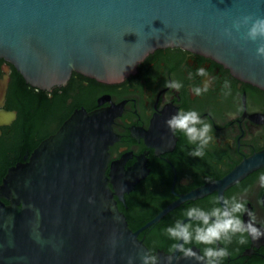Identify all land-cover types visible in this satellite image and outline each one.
<instances>
[{"label": "water", "instance_id": "obj_1", "mask_svg": "<svg viewBox=\"0 0 264 264\" xmlns=\"http://www.w3.org/2000/svg\"><path fill=\"white\" fill-rule=\"evenodd\" d=\"M243 16L264 17V0H0V58L6 61L0 101L9 64L46 90L66 84L73 71L116 83L135 73L150 52L167 46L211 57L264 90V59L255 52L264 38L245 39L246 27L233 29L231 37L225 33ZM117 114L115 107L75 109L57 132L8 169L0 184V264H127L129 257L142 264L150 251L139 236L144 229L214 190L222 204L225 189L264 166V150L255 152L133 230L116 195L124 201L147 172L136 173L122 191L107 173ZM154 254L157 264H170V256L171 264H198L178 250Z\"/></svg>", "mask_w": 264, "mask_h": 264}, {"label": "flooded vegetation", "instance_id": "obj_2", "mask_svg": "<svg viewBox=\"0 0 264 264\" xmlns=\"http://www.w3.org/2000/svg\"><path fill=\"white\" fill-rule=\"evenodd\" d=\"M5 63L3 58L0 62V79L5 74ZM9 65L10 78L4 100L0 101V114L3 111L7 113V116L0 115L2 147L16 145L24 138L19 128V112L10 100L13 68ZM200 66L208 69V77L195 75ZM190 72L193 79L189 78ZM172 79L179 80L183 87L179 90L165 87V81ZM206 80L209 82L208 92L196 96L192 87H202ZM225 80L230 82L229 95L224 94ZM56 94L64 100L58 105L56 114L47 120L43 129L36 131L25 142L33 143L43 136L42 141L57 132L75 109L91 111L115 107L118 114L113 121V130L118 138L109 146L107 173L126 175L140 170L147 172L131 191L124 194V201L116 195L118 206L126 216L125 210L131 209L128 197L138 190L156 191L158 197L161 196L167 188L162 184L165 173L172 175L170 204L181 194L221 179L243 159L264 150V90L241 80L213 58L179 46L155 49L139 63L135 73L116 83L101 82L73 71L66 84L48 90L50 99ZM192 108L198 110L214 129L215 139L206 148L203 157L189 155L195 145L190 144L182 133H173L165 123L178 109ZM68 112L70 115L63 120ZM35 148L25 149L22 159L14 164L23 161L25 155L31 154ZM261 174H264V166L225 189L224 198L230 199L235 195L247 199L248 207L256 212L259 220H264V187L258 183ZM153 176L158 180L157 186L151 184ZM217 197L218 191L214 190L202 197L184 201L176 208L179 207L181 212L192 206L210 210L218 206ZM243 218L247 220V214ZM194 245L200 250L205 247ZM227 247L230 255L222 264H256L257 256L264 259V238L254 240L249 236L245 244H240L237 234Z\"/></svg>", "mask_w": 264, "mask_h": 264}, {"label": "clouds", "instance_id": "obj_3", "mask_svg": "<svg viewBox=\"0 0 264 264\" xmlns=\"http://www.w3.org/2000/svg\"><path fill=\"white\" fill-rule=\"evenodd\" d=\"M242 27H246L245 39L258 41L264 38V17L254 21L250 16H243L235 20L231 28L225 29L227 36L233 35V29L239 32ZM256 58L264 59V42L258 44ZM195 75L208 77L209 71L206 67L200 66L196 69ZM189 78L194 76L190 72ZM214 80L215 77H212ZM165 87L179 90L183 87L179 80H166ZM225 95L231 94L230 82L225 80L223 85ZM192 92L196 96L203 95L209 90V82L206 80L203 86H193ZM166 125L173 133H182L190 144L195 147L189 152L193 157H203L206 148L214 141L213 125L207 122L206 118L195 108L184 110L178 109L177 112L169 116ZM258 183L264 187V174L259 175ZM216 198V207L205 210L199 206H192L185 210V220H176L173 226L166 228L167 235L177 243L172 245L171 251H179L184 257H194L198 264H222V261L230 255L227 244L231 243L234 236L239 235V243L245 244L250 236L254 240L264 238V220H259L256 212L248 207V200L238 196ZM244 214L248 219L245 220ZM193 221L199 223L193 224ZM204 245L200 253L194 250L191 244ZM223 245V246H221ZM180 257H176L179 259ZM172 257H169L171 264ZM142 264H157V256L150 250L141 257ZM127 264H135V258L129 257Z\"/></svg>", "mask_w": 264, "mask_h": 264}, {"label": "trees", "instance_id": "obj_4", "mask_svg": "<svg viewBox=\"0 0 264 264\" xmlns=\"http://www.w3.org/2000/svg\"><path fill=\"white\" fill-rule=\"evenodd\" d=\"M1 61H3V58H0V62ZM12 68L10 100L14 102L13 107L17 108L19 112V128L24 138L19 140V143L16 145H11V147L0 146V184L8 171V167L17 160L22 159L25 149L32 150L35 148L43 136L34 140L33 143L27 144L25 141L29 140L36 131L44 128L47 120L56 114L55 111L58 105L64 101L58 94H56L53 99H50L48 90L32 86L26 82L23 75L14 65H12ZM69 115L70 112L63 117V120ZM164 178L165 180L164 182L162 181V184L167 188L161 193V196H159L160 198L156 191H145L141 189L138 190L135 195L128 197V203L131 206L130 210H125L121 206V208L126 211L129 226L133 230L143 226L170 202L172 175L170 173H165ZM157 181L156 177L153 176L151 184L157 186ZM6 202L8 201L6 200ZM183 216L184 212H181L179 207L175 208L167 213L160 221L144 229L139 236L144 239V242L153 253L158 249H164L170 252L169 250L172 248V245L177 243V241L170 238L165 230L167 227L173 226L176 220H182ZM195 222L198 221H193V223ZM189 246H192V244ZM255 263L264 264V259L257 256V261Z\"/></svg>", "mask_w": 264, "mask_h": 264}, {"label": "bare ground", "instance_id": "obj_5", "mask_svg": "<svg viewBox=\"0 0 264 264\" xmlns=\"http://www.w3.org/2000/svg\"><path fill=\"white\" fill-rule=\"evenodd\" d=\"M135 174H136L135 172H132V174L128 172L126 175L124 173H121L119 175L113 172L112 177L116 182L117 190L122 191V189L128 184V182L133 178Z\"/></svg>", "mask_w": 264, "mask_h": 264}]
</instances>
